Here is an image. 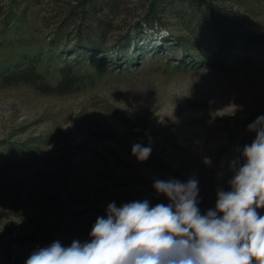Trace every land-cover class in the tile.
I'll use <instances>...</instances> for the list:
<instances>
[{"label": "rangeland", "instance_id": "1", "mask_svg": "<svg viewBox=\"0 0 264 264\" xmlns=\"http://www.w3.org/2000/svg\"><path fill=\"white\" fill-rule=\"evenodd\" d=\"M149 2L105 6L81 48L82 24L70 16L78 0H25L17 9L0 0V61L43 49L50 80L66 62L94 79L63 96L0 87V264H25L57 240H89L112 202L168 204L156 179L195 176L202 214L215 209L218 190H230L231 162L243 163L240 150L255 137L247 126L264 115V52L235 51L218 67L199 51L182 56L191 45L175 19L142 23ZM51 41L60 48L53 56ZM136 143L151 146L146 161L132 155Z\"/></svg>", "mask_w": 264, "mask_h": 264}, {"label": "clouds", "instance_id": "2", "mask_svg": "<svg viewBox=\"0 0 264 264\" xmlns=\"http://www.w3.org/2000/svg\"><path fill=\"white\" fill-rule=\"evenodd\" d=\"M233 110V114H234ZM254 139L231 162L230 190H218L215 209L202 214L199 181L156 179L153 188L168 204L148 200L108 205L89 240H59L39 247L25 264H264V115L247 126ZM146 161L151 146L131 149Z\"/></svg>", "mask_w": 264, "mask_h": 264}, {"label": "trees", "instance_id": "3", "mask_svg": "<svg viewBox=\"0 0 264 264\" xmlns=\"http://www.w3.org/2000/svg\"><path fill=\"white\" fill-rule=\"evenodd\" d=\"M24 1L11 0L13 9L19 8ZM116 1L78 0L79 5H73L70 16L78 18L84 26L78 28L79 47H84L83 39L90 35L89 29L100 20L99 14L105 6L110 7ZM15 16L16 11L6 15V26ZM263 16L264 0H150L142 23L156 21L165 26L163 20L175 19L176 25L183 30L178 37L184 36L191 45L183 50L182 56L191 57L192 52L199 51L202 62L218 67L224 65L235 51L257 48L264 52V25L258 24V19ZM99 24L103 23L99 21ZM167 30L177 35L170 28ZM43 52V49L20 51L1 60L0 87L27 86L42 94L63 96L82 92L94 85L92 76L82 71L76 62L61 65L57 79L50 80L41 69L45 60ZM47 52L53 56L60 52V48L51 41ZM113 56L119 59L120 55L115 50Z\"/></svg>", "mask_w": 264, "mask_h": 264}]
</instances>
